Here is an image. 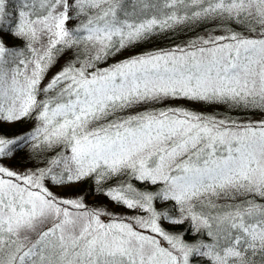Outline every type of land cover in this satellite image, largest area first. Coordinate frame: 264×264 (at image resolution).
<instances>
[{"label":"snow or ice","instance_id":"snow-or-ice-1","mask_svg":"<svg viewBox=\"0 0 264 264\" xmlns=\"http://www.w3.org/2000/svg\"><path fill=\"white\" fill-rule=\"evenodd\" d=\"M0 264H264V0H0Z\"/></svg>","mask_w":264,"mask_h":264},{"label":"trees","instance_id":"trees-1","mask_svg":"<svg viewBox=\"0 0 264 264\" xmlns=\"http://www.w3.org/2000/svg\"><path fill=\"white\" fill-rule=\"evenodd\" d=\"M203 33V29L199 30V32H192V33H186V34H180L179 38L175 41L176 43H179L183 40H186V39H189L191 38L192 36L194 35H197V34H202ZM198 109H201V110H204L206 112H218L220 113L221 115L225 114L224 113V109L223 108H203V106H200V105H196L194 106ZM232 115H240L239 113H232ZM253 118H260L259 115L257 114L256 116H254ZM38 164V161L37 162H32V161H29L26 157H20L18 158L17 162L13 163V166H17V167H35L37 166ZM88 185H85L83 186V188L81 189V192H86L88 191ZM55 191H60L59 194L61 195H69V194H74L76 195L77 193L75 191H73V189L69 188V189H55ZM96 201L98 203H105L104 199L102 197H96V196H89L88 197V201L89 203H91L92 201ZM110 210H115L117 212H120V211H123V209H119V208H114V206H109Z\"/></svg>","mask_w":264,"mask_h":264},{"label":"rangeland","instance_id":"rangeland-1","mask_svg":"<svg viewBox=\"0 0 264 264\" xmlns=\"http://www.w3.org/2000/svg\"><path fill=\"white\" fill-rule=\"evenodd\" d=\"M13 166V165H12ZM13 167H15V168H17V169H20V170H23L25 167H17V166H13ZM57 192H59L60 193V191H57ZM61 195V194H60ZM71 195H74L73 193L72 194H69V195H66V196H71Z\"/></svg>","mask_w":264,"mask_h":264}]
</instances>
